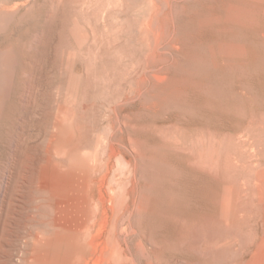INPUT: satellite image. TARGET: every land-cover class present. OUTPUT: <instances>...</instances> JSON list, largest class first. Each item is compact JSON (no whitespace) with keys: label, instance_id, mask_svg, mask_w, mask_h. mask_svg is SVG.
Wrapping results in <instances>:
<instances>
[{"label":"rangeland","instance_id":"1","mask_svg":"<svg viewBox=\"0 0 264 264\" xmlns=\"http://www.w3.org/2000/svg\"><path fill=\"white\" fill-rule=\"evenodd\" d=\"M226 1L0 0V264L74 234L82 264H264V13L206 22Z\"/></svg>","mask_w":264,"mask_h":264},{"label":"bare ground","instance_id":"2","mask_svg":"<svg viewBox=\"0 0 264 264\" xmlns=\"http://www.w3.org/2000/svg\"><path fill=\"white\" fill-rule=\"evenodd\" d=\"M187 0H156V2H155V8L158 10V11H161V8H163V7H167L168 8V10H169V12H168V15L169 14H171V13H174V12H176V10H177V5L179 4V3H183L184 5H185V3L184 2H186ZM192 1V0H191ZM203 1V0H202ZM210 1V0H209ZM190 2V1H189ZM198 2V1H197ZM212 2V1H211ZM216 2V1H215ZM201 3V2H200ZM219 3V2H218ZM225 3V2H224ZM192 4V6L193 5H196L195 3H191ZM189 5V4H188ZM200 5V4H199ZM210 5V4H209ZM179 6H180V4H179ZM190 6V5H189ZM198 6V5H197ZM186 7H187V5H186ZM193 7H196V6H193ZM190 8H192V7H190ZM200 9H201V7H199ZM210 8V7H209ZM187 9H188V7H187ZM186 9V10H187ZM193 9V8H192ZM199 9V10H200ZM211 9V8H210ZM216 9H218V8H216ZM222 9H223V12H219L220 10L222 11ZM182 10H184V9H182ZM190 10V9H189ZM189 10H187V11H189ZM196 10V9H195ZM198 10V11H199ZM202 10V9H201ZM206 10H207V8H206ZM192 11V10H191ZM205 12H207V11H205ZM164 13V12H163ZM180 13H182V12H180ZM183 13H185V12H183ZM208 13V14H207ZM206 14V16L204 17L205 18V21L206 22H214V23H217V22H221V21H226V22H228L229 24H231V27L232 26H235L236 27V25H241V26H247V27H254V26H256V25H258V23H259V21H260V16H261V13H264V0H229V1H226V3L225 4H223V8H221L220 9V7H219V10H214V9H212V10H210V11H208ZM176 15V14H175ZM179 15V14H178ZM181 15V14H180ZM160 16H162V15H160ZM170 16V15H169ZM172 16H174V14L172 15ZM198 16V18L199 19H197V21L199 20L200 21V18H202V17H199V15H197ZM175 17V16H174ZM176 17H177V15H176ZM195 17V16H194ZM159 18V19H158ZM158 18H156L155 19V21H150L149 23H148V28H150V30H152L153 32H155V33H161V32H163L164 31V18H160V17H158ZM172 18V17H171ZM178 18V17H177ZM151 20L153 19V18H150ZM176 19V18H175ZM174 18H173V20H175ZM172 20V19H171ZM180 20V19H179ZM194 20H196V19H194ZM190 21V20H189ZM178 22V21H177ZM191 22V21H190ZM201 22V21H200ZM199 22V23H200ZM186 23V22H185ZM181 24V23H180ZM217 26H218V24H217ZM180 27V26H179ZM218 28V27H217ZM238 28V27H237ZM241 28V27H240ZM177 29H178V27H177ZM177 29H175V30H177ZM242 29V28H241ZM244 29V28H243ZM217 30V29H216ZM238 31H239V29H237ZM244 30H247V29H244ZM259 30V29H258ZM257 30V31H258ZM178 31V30H177ZM203 31V30H202ZM218 31V30H217ZM243 31V30H242ZM209 32V31H208ZM215 32V31H214ZM224 32V31H223ZM241 32V31H240ZM240 32H239V34H240ZM249 32V31H248ZM258 32H260V34L262 35V36H264V26L263 27H261V29H260V31H258ZM246 33V32H245ZM259 34V35H260ZM174 35V34H173ZM198 35V34H197ZM201 35H203V34H201ZM218 35V34H217ZM220 35H221V33H220ZM241 35H243L244 36V34H241ZM241 35H237L239 38H241L240 36ZM158 36H159V34H158ZM200 36V35H199ZM206 36H207V34H206ZM224 36H226L225 35V33H224ZM229 36H230V34H229ZM250 36V35H249ZM173 37H175V36H173ZM221 37V36H220ZM228 37V36H227ZM233 37H235V36H233ZM245 37V36H244ZM178 38V37H177ZM188 38V37H187ZM211 38V37H210ZM219 38V37H218ZM230 38V37H229ZM171 39V38H170ZM169 39V40H170ZM200 39V38H199ZM204 39V38H203ZM232 39V38H231ZM236 39H238V38H236ZM235 39V40H236ZM172 40V39H171ZM168 41V40H167ZM207 41H208V39H207ZM241 41H242V39H241ZM240 41V42H241ZM154 42V41H153ZM209 42V41H208ZM211 42H215V41H211ZM217 42L219 43L220 42V39H219V41L217 40ZM216 42V45L218 44ZM241 44V43H240ZM240 44H238V43H234L233 41H231V42H221L220 43V45L218 46V49H216V50H219V51H217V53L218 52H220V56H221V53L224 55V57H226V58H228V59H234V60H244L243 59V57H245V54H247V49L246 48H244L243 46H241ZM214 46V45H213ZM211 47V46H210ZM216 47V46H215ZM214 48V47H213ZM217 48V47H216ZM208 49V48H207ZM207 49H206V51H207ZM215 49V48H214ZM194 50V49H193ZM216 50H214V51H216ZM261 50V49H260ZM209 51H210V49H209ZM213 51V50H212ZM211 53H213V52H211ZM216 53V52H215ZM207 54H209V53H207ZM219 54V53H218ZM207 56V55H206ZM223 57V58H224ZM262 59H263V57H262ZM209 60H211V59H209ZM233 60V61H234ZM195 61V60H194ZM225 61V60H224ZM211 63V62H210ZM246 64V63H245ZM180 65H182V64H180ZM254 65V64H253ZM2 66V65H1ZM1 66H0V68H1ZM192 67V65H190L189 64V67ZM245 67V66H244ZM249 67V66H248ZM181 68V67H180ZM216 68V67H215ZM238 68V67H237ZM179 69V68H178ZM251 69V68H250ZM201 70V69H200ZM252 70V69H251ZM181 71V70H180ZM229 72V71H228ZM263 72H264V70H263ZM250 73V72H249ZM221 74V73H220ZM231 74V73H230ZM246 74H247V72H246ZM212 75V74H211ZM229 75V74H228ZM243 75V74H242ZM250 75H252V74H250ZM246 76V75H245ZM150 78H151V76H149ZM249 77V76H248ZM252 77V76H251ZM201 79V78H200ZM238 79V78H237ZM245 79V78H244ZM229 80V79H228ZM211 81V80H210ZM214 81V80H213ZM219 81V80H218ZM244 82V81H243ZM246 82V81H245ZM242 82H240V84H241ZM248 83V82H247ZM208 84V83H207ZM217 86V85H216ZM257 89V88H256ZM231 90V89H230ZM252 90V89H251ZM262 92V91H261ZM190 97V96H189ZM186 98V97H185ZM205 99V98H204ZM178 100V99H177ZM196 106V105H195ZM194 106V109L196 108ZM191 108V107H190ZM197 110V109H196ZM203 111V110H202ZM200 112H201V110H200ZM204 112V111H203ZM202 113V112H201ZM242 127V126H241ZM243 132H241L240 134H241V144H242V147H244L243 149L245 150V151H247L250 155H249V157L251 158L252 156L254 157L255 156V152H256V143L257 142H255L253 139L254 138H249L248 136H246L245 134H246V132H245V134H242ZM251 136V135H250ZM112 143V142H111ZM252 157V158H253ZM251 158V159H252ZM254 158H256L257 159V157H254ZM260 158V157H259ZM252 161V163L254 162V160H251ZM126 164H128V162L126 163ZM255 164V163H254ZM253 164V165H254ZM160 165V164H159ZM257 165V164H256ZM128 166V165H127ZM162 166V165H161ZM164 166V165H163ZM130 167H131V164H130ZM172 169V168H171ZM130 170V169H129ZM176 171V170H175ZM174 172V171H173ZM177 173V172H176ZM158 174V173H157ZM141 175V174H140ZM162 175H164V174H162ZM162 175H161V177H162ZM150 176V175H149ZM180 178V177H179ZM162 179V178H161ZM165 181V180H164ZM250 184H252V186L254 187V190H253V195L254 196H258L261 200H264V169H262L261 171H259V172H257V173H255L254 174V176H253V178H252V180H251V183ZM161 187V186H160ZM147 191V190H146ZM107 193V192H106ZM245 193H246V191H245V186H244V183L242 184V189H241V197H246L245 196ZM249 193V192H248ZM247 194V193H246ZM142 195V194H141ZM143 195H144V193H143ZM176 195V194H175ZM193 195V194H192ZM156 197V196H155ZM149 198V197H148ZM150 199H151V197H150ZM142 200V199H141ZM140 200V201H141ZM148 200V199H147ZM142 202V201H141ZM143 203V202H142ZM146 203V202H145ZM120 204V203H119ZM124 204V203H123ZM141 204V203H140ZM121 207H123V206H121ZM133 207V206H132ZM96 208V207H95ZM142 208H143V206H142ZM159 208V207H158ZM131 210H134V209H131ZM142 212V211H141ZM176 212V211H175ZM104 213V212H103ZM136 214V213H135ZM94 215V214H93ZM106 216V215H105ZM104 216V217H105ZM145 216V215H144ZM130 217V216H129ZM150 217V216H149ZM86 218V217H85ZM102 218V217H101ZM148 218V217H147ZM98 219V218H97ZM106 219V218H105ZM104 219V220H105ZM109 219V218H108ZM103 220V221H104ZM129 220V219H128ZM134 220V219H133ZM107 221V220H106ZM130 221V220H129ZM137 221V220H136ZM102 222V221H101ZM100 222V223H101ZM110 222V221H109ZM131 222V221H130ZM151 222H153L154 223V221H151ZM105 223V222H104ZM127 223V222H126ZM102 225H103V223H102ZM126 225V224H125ZM263 225H264V219H263ZM105 226V225H104ZM106 226H107V224H106ZM105 226V227H106ZM121 226V225H120ZM123 226V225H122ZM85 227V226H84ZM84 227H83V229H84ZM100 227V226H99ZM127 227H130V226H127ZM58 228H60V227H58ZM89 228V227H88ZM123 228V227H122ZM131 228V227H130ZM82 229V228H81ZM65 230V229H64ZM63 230V231H64ZM106 230V229H105ZM264 230V229H263ZM83 231V230H82ZM129 231V230H128ZM78 232V231H77ZM86 232H87V230H86ZM120 232V231H119ZM71 233V232H70ZM125 233V232H124ZM66 234V233H65ZM165 234V233H164ZM94 236V235H93ZM96 236V235H95ZM42 239H44V238H40V240H38L37 238H36V242H34L35 244H34V258H33V260L36 262V263H38L37 261H43V263L44 262H46L47 261V254L48 253H50V252H52V254H53V257H54V259H53V263H56V259H57V257H59V255H60V253H62V245H64V249H63V254L61 255L62 256V261H60V262H62V263H64V264H82L83 263V261H84V259H85V247H84V245H83V243L81 242L80 243V235L79 234H74L73 236H69V237H66L65 239H63L62 238V240H60V241H57L55 244H54V247L53 248H49V246L51 245V243H50V245L48 244V241H44V240H42ZM46 239H50V238H46ZM93 239V238H92ZM91 239V240H92ZM103 239V238H102ZM104 240V239H103ZM35 241V240H34ZM93 241V240H92ZM97 241V240H96ZM51 242V241H50ZM89 242H91V241H89ZM88 242V243H89ZM106 242V241H105ZM263 242V245H264V233H263V235H262V241H261V243ZM260 243V244H261ZM85 244H87V243H85ZM91 244V243H90ZM92 244H93V242H92ZM105 244V243H104ZM96 245V244H95ZM106 245V244H105ZM118 245V244H117ZM89 246V244L86 246V248ZM93 246V245H92ZM107 246V245H106ZM110 246V245H109ZM108 247V246H107ZM111 247V246H110ZM105 248V247H104ZM117 248H118V246H117ZM117 248H115V249H117ZM108 249H109V247H108ZM114 249V248H113ZM112 249V250H113ZM259 249H254L253 251H252V254H251V256L252 257H255V255H256V252L258 251ZM116 251H118V250H116ZM263 251H264V249H263ZM262 250H261V252H260V254L263 252ZM105 252V251H104ZM32 253V252H31ZM259 253V252H258ZM33 254V253H32ZM102 254V253H101ZM61 256H60V258H61ZM101 256V255H100ZM103 256V255H102ZM114 256H115V253H114ZM262 256V255H261ZM260 256V257H261ZM107 257V256H106ZM125 257H126V255H125ZM95 258V257H94ZM103 258L105 259V257L103 256ZM128 258V257H127ZM98 259L99 258H97L96 257V262H98ZM108 259V258H107ZM113 259V258H112ZM254 259V258H253ZM125 260V259H124ZM252 260V259H251ZM93 261H94V259H93ZM103 261V260H102ZM255 262H257V264H261L262 262L260 261V260H258V259H256L255 258V260H254ZM31 262H32V260H31ZM35 262H34V264H35ZM112 262V261H111ZM33 264V263H32ZM42 264V263H41ZM44 264H46V263H44ZM93 264V263H92ZM94 264H96L95 262H94Z\"/></svg>","mask_w":264,"mask_h":264}]
</instances>
